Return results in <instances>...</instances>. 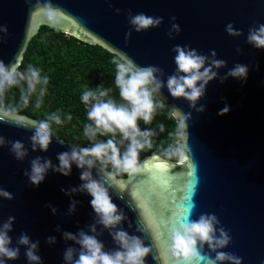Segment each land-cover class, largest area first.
<instances>
[{
  "label": "water",
  "instance_id": "obj_1",
  "mask_svg": "<svg viewBox=\"0 0 264 264\" xmlns=\"http://www.w3.org/2000/svg\"><path fill=\"white\" fill-rule=\"evenodd\" d=\"M52 2L65 18L61 31L86 43L101 45L118 56L131 57L138 65H159L170 74L175 68L173 45L188 44L207 54L210 49H215L218 58L225 59L229 68L237 62L249 66L246 83L232 77L223 83L219 80L209 83L206 97L201 101L206 104V110L193 112L189 123V162L175 164L158 154H151L144 159L146 172L125 177L123 189H112V194L114 202L125 210L133 224L128 230L135 231L140 222L145 228V232L137 234L143 235L147 244H153V253L146 257L148 264H156L152 260L155 254L160 256V264L166 261L171 264L166 226L176 218L172 216L173 212L182 216L192 201L195 202L193 217L203 212L215 213L222 226L230 231L232 242L224 251L242 257V264H261L264 260V49L246 43V35L254 22L264 23V0H110L112 7L109 0ZM116 7L122 11L116 13ZM129 8L134 12L161 16L163 22L158 27L149 26L139 32L133 30L126 40L125 34L130 28L127 20ZM173 15L181 31L170 38L166 33ZM228 22L242 30L243 35H229L225 31ZM0 24L8 27L6 42H0V59L19 66L30 40L41 27H51L35 0L32 5L26 0H0ZM237 45L242 52L236 51ZM226 71L227 68L220 69L221 74ZM162 94L161 98L168 107L175 105L190 110L184 98L172 97L167 88L162 89ZM225 102L231 106L230 111L218 115ZM32 131L14 122L0 120V134L10 139H21L27 144L26 138ZM68 149V142L54 135L47 153L33 151L30 156L47 155L55 161L57 152ZM163 163H167L168 173L174 174L170 175L175 178L171 183L179 198L175 201L166 198L164 206L160 207L155 199L146 195L145 189L156 185L152 173H158L159 165ZM28 166L27 159L20 162L7 147H0V186L13 194L12 199L0 198V221L8 215L15 216L10 233L13 240L26 231L33 240H40L39 254L44 264H62L66 242L61 233L55 231V225L59 223L64 229L75 232L90 223L91 197L76 194L75 198L81 201L76 213L63 215L69 197L61 187L80 183V170L73 166L70 176L50 172L39 187H33L23 174ZM47 202L57 205V215L45 206ZM142 204L154 210L151 225ZM127 224L125 221L124 226ZM48 235H55L57 243L47 244L45 237ZM102 239L107 248L115 247L107 232ZM9 264H27L23 247L20 257Z\"/></svg>",
  "mask_w": 264,
  "mask_h": 264
},
{
  "label": "clouds",
  "instance_id": "obj_2",
  "mask_svg": "<svg viewBox=\"0 0 264 264\" xmlns=\"http://www.w3.org/2000/svg\"><path fill=\"white\" fill-rule=\"evenodd\" d=\"M26 2L33 4V0ZM35 4L43 10L49 25L60 30L65 18L52 0H35ZM109 6L112 7L110 0ZM114 11L120 13L122 10L116 7ZM170 19L171 26L166 34L174 38V34H179L181 28L175 22L177 18L174 15ZM127 20L130 28L125 34L126 40L133 30L139 32L149 26H160L163 17L134 12L129 8ZM225 31L234 37L243 35L242 30L235 28L232 22L225 25ZM0 33L4 34L0 35V42H6L7 25L0 24ZM246 43L264 49V23L256 21L249 26ZM171 51L174 53L175 68L170 74L159 65H138L126 55L114 57L113 84L118 90V98L112 94V85L100 83L94 87H84L80 100L86 109L83 138L87 143L69 145L68 150L56 153L55 161L47 155L30 156V152L47 153L54 138L53 125L59 126L65 123V119L71 120V113H66L62 118L57 109L39 120H29L21 115L19 109L28 106L33 97L35 107L43 103L49 76L42 74L41 68L32 64L21 70L19 64L6 63L0 59V120L33 129L26 138L29 142L27 144L24 140L10 139L0 134V147H7L20 162L28 160L29 166L23 170V174L33 187H39L50 172L70 176L73 166L80 170V183L61 187V191L69 197L63 215L76 213L81 203L75 198L76 194L83 193L91 197L90 223L77 228L75 232L64 229L59 223L55 225V231L61 233L66 242L62 264H148L146 257L153 253V244H147L144 236L137 234L145 232L141 222L136 225L135 231L128 230L133 224L125 210L114 202L112 189L122 190L125 177H135L146 172V162L141 159V153L153 149L155 138L166 130L163 122L158 121L153 125L158 111L165 108L160 98L163 95L162 89L167 88L172 97L184 98L190 109L185 111L175 105L171 106L170 113L175 117V127L167 133L169 142L159 146L166 160L184 164L191 160L189 123L193 119V112L203 113L206 110V104L201 101L206 97L209 83L213 80L223 83L229 77L242 84L247 82L249 66L237 62L229 68L225 59L218 58L215 49H210V54H207L188 44H175ZM236 51L242 52L239 45ZM256 67H259L258 63ZM222 68H227L223 74L220 73ZM13 88L19 90L18 103L5 104L3 97ZM230 109L231 106L225 102L218 115L227 114ZM141 122L145 127L141 126ZM152 175L157 183L150 186V190L162 200L168 198L175 201L177 189L168 187V182L159 173ZM0 198L12 199L13 194L0 186ZM45 206L53 215L58 214L57 205L47 202ZM194 207L195 202L192 201L187 204L182 216L172 213L176 218L170 223L167 241L171 264H242V257L224 251L232 242V236L222 226L219 217L212 212H203L193 217ZM15 219V216L8 215L0 221V264L17 260L22 247L27 264H44L39 254V239L33 240L28 232L22 231L13 240L10 233ZM125 221H128L127 227L124 226ZM105 232L111 236L115 247H106L102 239ZM45 241L54 245L57 237L48 235ZM69 241L72 243H67ZM152 260L160 264L158 254L153 255ZM261 264H264V260Z\"/></svg>",
  "mask_w": 264,
  "mask_h": 264
},
{
  "label": "trees",
  "instance_id": "obj_3",
  "mask_svg": "<svg viewBox=\"0 0 264 264\" xmlns=\"http://www.w3.org/2000/svg\"><path fill=\"white\" fill-rule=\"evenodd\" d=\"M114 57L118 55L101 45L86 43L49 26L41 27L39 33L30 40L20 69L23 70L28 64L41 68L42 74L49 76L47 92L40 107L34 106L33 97L28 106L19 109V113L38 120L57 109L60 110L62 118L66 113H71V120L65 119V123L59 126L53 125L54 135L64 138L69 145L86 144L87 141L83 138V124L87 117L80 94L84 87L104 83L105 86H113L112 94L118 98V90L113 84ZM18 100L17 88L9 90L3 97L5 104H16ZM164 104L165 108L158 111L153 125L158 121L163 122L166 130L155 138L153 149L141 153L142 160L151 154L162 156L159 146L169 142L167 133L175 127V117L171 115L170 107L165 102ZM141 126L145 127L142 122Z\"/></svg>",
  "mask_w": 264,
  "mask_h": 264
},
{
  "label": "snow or ice",
  "instance_id": "obj_4",
  "mask_svg": "<svg viewBox=\"0 0 264 264\" xmlns=\"http://www.w3.org/2000/svg\"><path fill=\"white\" fill-rule=\"evenodd\" d=\"M167 168H168L167 163H163V164L159 165L158 173L160 174V176H161L164 180H166V181L168 182V187L173 188V184L171 183V180H172V179H175V178H174V177H170V174L168 173ZM178 183H180V182L178 181ZM122 187H123V185H122ZM156 187H157V190H159V186L157 185ZM145 192H146V195H147L150 199H155V200H156V203H157L158 206H160V207H163V206H164V204H163V200H162L161 198H159L158 196H156V195L150 190V187H149V188H146V189H145ZM170 194H171V193H169V195H170ZM178 198H179V197L177 196V199H178ZM141 207L145 209V216H146V219L149 220V223H150V225H151V219H152V217H153L154 214H155V213H154V210H150V209H148V208L146 207V205H144V204H142ZM169 226H170V223L167 224V226H166V230H165V236H166L167 240H168ZM167 247H168V245H167Z\"/></svg>",
  "mask_w": 264,
  "mask_h": 264
}]
</instances>
